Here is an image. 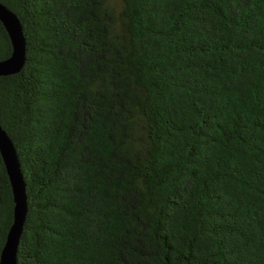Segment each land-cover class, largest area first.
<instances>
[{
	"label": "trees",
	"instance_id": "trees-1",
	"mask_svg": "<svg viewBox=\"0 0 264 264\" xmlns=\"http://www.w3.org/2000/svg\"><path fill=\"white\" fill-rule=\"evenodd\" d=\"M0 2L17 264H264V0ZM13 210L0 153V254Z\"/></svg>",
	"mask_w": 264,
	"mask_h": 264
},
{
	"label": "water",
	"instance_id": "water-1",
	"mask_svg": "<svg viewBox=\"0 0 264 264\" xmlns=\"http://www.w3.org/2000/svg\"><path fill=\"white\" fill-rule=\"evenodd\" d=\"M0 21L9 36L12 53L0 60V76L18 72L25 60V37L16 14L0 2ZM0 153L12 188L13 222L0 254V264H17V249L26 218V183L12 141L0 125Z\"/></svg>",
	"mask_w": 264,
	"mask_h": 264
}]
</instances>
